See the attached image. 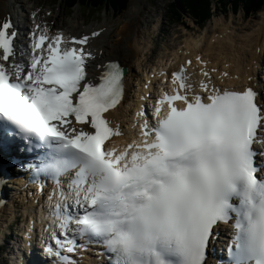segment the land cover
I'll return each instance as SVG.
<instances>
[{
	"label": "snow or ice",
	"instance_id": "snow-or-ice-1",
	"mask_svg": "<svg viewBox=\"0 0 264 264\" xmlns=\"http://www.w3.org/2000/svg\"><path fill=\"white\" fill-rule=\"evenodd\" d=\"M12 27L0 22V150L19 146L32 158L31 181L53 185L55 247L43 249L53 264H76L67 253L89 245L102 246L109 264H206L221 225L230 228L221 264H264L257 91L221 89L206 67L194 86L182 65L151 116L144 106L136 113L137 136L117 149L111 138L122 132L105 113L125 94L120 64L96 65L102 71L93 82L86 62L94 57L84 48L90 37L49 36L39 25L30 50L19 52L28 59L18 61Z\"/></svg>",
	"mask_w": 264,
	"mask_h": 264
},
{
	"label": "bare ground",
	"instance_id": "bare-ground-1",
	"mask_svg": "<svg viewBox=\"0 0 264 264\" xmlns=\"http://www.w3.org/2000/svg\"><path fill=\"white\" fill-rule=\"evenodd\" d=\"M31 2L32 0H0V22L6 20L8 16H12L15 10L27 12L31 6ZM36 2L38 1L35 0V4ZM129 6L130 10L128 9L129 11L125 13L126 20L120 26L121 28L118 31L116 30L115 37H113L114 39L112 41H106V36L108 37V34L112 33V29L117 24V22H113V19L112 21L106 20L98 27H85L80 21L73 20L67 30H62L55 22L58 16L50 13L48 11L50 9H45L43 12L40 10L33 17L36 7L35 9L31 7L33 10L30 12L31 17L29 16L28 18L30 33L36 30V25L43 28L47 25L46 28L48 30L51 29L49 35L54 36L58 32H62L67 38L73 35L81 36L91 34L97 30L101 33L102 29L105 28L101 34L99 33L100 35L98 37H91L87 45L91 51H95L96 53L95 60L91 62L93 65L91 66L90 72L92 78H95L102 70L98 69L96 65H103L107 60H119L128 69L125 83L128 90H133L136 98L133 99V102L128 108H125V102H123L111 113L113 120L117 121L123 118L129 126V129L126 130L121 128V132L124 134V137L121 138L122 142L126 138L131 139L135 136L133 133L136 128L131 123V110L138 104L137 96H145L147 93V90L142 89L145 79L160 66L167 64V68L173 71L188 59H191L192 64L188 67L190 82H192L193 77L198 80V69L206 67L209 70H216L210 72V75L213 82L220 88H228L233 84V87L239 88L238 90H243L246 86H259L257 83V72L260 70V66L264 65V13L261 18L256 20V24H253V26L244 23L240 24L235 20V22L233 20L228 21L224 16L215 17L213 25L212 23L207 25L201 35L195 36L192 33H188L187 37L175 46L170 56L166 58L162 56L159 59V65L146 71L147 68H143L141 64V54L148 46L146 47L144 45V37L138 35L137 28L140 19L141 4L139 0H130ZM45 15H48L49 18ZM197 56L206 62L205 66H202L197 61H193ZM143 71L146 72L143 73ZM225 72L228 75L221 76V73ZM125 100H127V96ZM119 143L121 142L116 140L115 145ZM2 212L3 209L0 210V230L2 228L1 226L5 222H8V219L4 220L5 217ZM8 216H10V219L14 217L13 214ZM13 263L15 264V260H13ZM206 264L211 263L207 262Z\"/></svg>",
	"mask_w": 264,
	"mask_h": 264
},
{
	"label": "rangeland",
	"instance_id": "rangeland-1",
	"mask_svg": "<svg viewBox=\"0 0 264 264\" xmlns=\"http://www.w3.org/2000/svg\"><path fill=\"white\" fill-rule=\"evenodd\" d=\"M37 1L38 2L35 4V0H32L28 10H31V7H34V9L35 7L39 8L41 12L45 11V9H50L48 10L49 12L52 10V14L58 16L56 19L54 18L56 25L66 30L70 27L73 20L80 21L85 27H98L106 20L112 21L113 19V22H117L115 25L116 28L114 27L112 33H109L108 37L106 36V41H112L114 39L113 37H115L116 30L118 31L126 20L125 13L130 10L129 3L125 11L121 14H116L110 7L94 8L88 11L85 6L80 7L77 5L72 8L68 7L67 0ZM171 1L172 0H139L141 10L139 24L137 25L138 35L144 37L143 40L145 42L143 43L146 47L148 46L145 48L146 51L144 49L141 54V64L143 68L148 66L151 67L159 63V59H161L162 56H164V58L170 56L175 46L181 43L187 37L188 33H192L195 36L201 35L203 29L207 25L211 23L213 25L215 17L224 16L228 21L235 20L240 24L244 23L253 26V24H256V20L261 18L264 13V8H262L258 12L246 15L242 7H239L238 10H234L229 5L226 7L225 3L221 5L217 3L218 0H213L211 18L203 25L197 24L187 11L182 14L180 21L168 22L169 20H167L166 16L169 15L168 5ZM45 16L47 17L48 15ZM5 255L6 254L0 256V264H3V257H5Z\"/></svg>",
	"mask_w": 264,
	"mask_h": 264
},
{
	"label": "trees",
	"instance_id": "trees-1",
	"mask_svg": "<svg viewBox=\"0 0 264 264\" xmlns=\"http://www.w3.org/2000/svg\"><path fill=\"white\" fill-rule=\"evenodd\" d=\"M213 0H172L168 5V22L180 21L182 14L189 12L199 23L204 24L211 18ZM129 0H67V5L72 8L77 4L85 6L88 11L92 9L108 8L116 14H121L128 7ZM219 4L234 10L242 7L245 14H252L264 8V0H218Z\"/></svg>",
	"mask_w": 264,
	"mask_h": 264
}]
</instances>
